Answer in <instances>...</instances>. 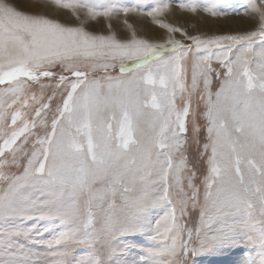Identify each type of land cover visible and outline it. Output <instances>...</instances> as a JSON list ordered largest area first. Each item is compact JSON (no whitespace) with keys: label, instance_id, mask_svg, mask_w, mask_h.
Masks as SVG:
<instances>
[{"label":"snow or ice","instance_id":"1","mask_svg":"<svg viewBox=\"0 0 264 264\" xmlns=\"http://www.w3.org/2000/svg\"><path fill=\"white\" fill-rule=\"evenodd\" d=\"M46 3L86 20L71 26L0 0V264H129V237L150 241L133 264L235 249V264H264V0H242L255 30L211 37L159 20L164 0ZM179 7L241 14L229 0ZM120 13L125 38L84 27ZM129 14L167 38L139 37ZM189 117L194 143L206 133L202 197L185 155Z\"/></svg>","mask_w":264,"mask_h":264},{"label":"rangeland","instance_id":"2","mask_svg":"<svg viewBox=\"0 0 264 264\" xmlns=\"http://www.w3.org/2000/svg\"><path fill=\"white\" fill-rule=\"evenodd\" d=\"M10 2L14 3L19 10L26 12L27 14H43L48 16L49 18H53L62 23H67L71 26H77L80 24L82 20H86V10H78L77 14H73V12L69 9H62L55 5H51L46 3V0H10ZM120 3L131 4L134 3L135 0H118ZM165 3H168L170 7L166 9L158 19L162 22L169 23L174 27H179L183 29L188 35H201L206 37L218 36V35H234L239 33H244L248 31L255 30L257 27V21H250L247 17L242 15V0H229V3L232 5L234 9H236L240 15L235 16H220L215 17L201 9H198L197 12L193 13L179 7L180 3H188L191 0H164ZM201 5L204 4L205 0H197ZM26 3V4H25ZM77 15L79 19H77ZM125 16L123 13L119 15H113L111 17H97L95 20H87L84 24V27L98 34H108L109 28L108 25H111V31L115 32L118 37L125 38L129 36L126 25L123 23ZM129 22L133 23L137 35L139 37H143L149 39L150 41L159 42L163 41L167 38L168 33L166 29L160 28L157 24L153 23L152 19L147 16H136L135 14H129L127 16ZM172 22V23H171ZM176 39L181 40L185 44H191L192 42L186 39L181 33L177 32L173 34ZM190 66L191 61H188ZM214 67H219L214 64ZM54 71L59 72L60 69H54ZM221 73L223 69H220ZM109 74L112 76H118L119 70L118 68L113 70H109ZM96 76H103V72H98L95 74ZM44 83H48V80H44ZM220 81L213 77L212 82V91L215 92L219 88ZM33 91H37L38 89L33 88ZM49 90H46V92ZM198 100V96L195 98ZM15 107V106H14ZM55 107V105H53ZM11 111V110H9ZM198 111L203 113L204 105L200 103ZM50 118V117H49ZM198 123L203 124L204 121L202 117H198ZM39 131V130H38ZM206 133L204 130H201L200 135V144L199 146L192 141V124L191 117H189L188 123V132L186 133V138L188 139V147L185 149V155L188 157V166L192 167V164H196V180L195 183L200 187L201 197L203 193V177L206 174V161L207 157L204 156L202 159H197L198 152H202V145L204 142V136ZM12 171H16L15 168L11 169ZM185 184H187V180H185ZM187 190V189H186ZM119 203V201H117ZM153 215L156 218H159L163 215V212L160 210H156ZM194 221H198V215L193 217ZM187 226L189 228L193 227V222L189 221ZM48 238V235H45V239ZM144 242L145 244L150 243L148 241V237H129L126 238L124 243H131L133 245H137L132 248V250L128 253L127 259L129 264H133V262L138 258L137 253L139 251L138 245ZM25 247H31V245L25 244ZM38 251H44L43 248H38ZM242 252L240 249L232 250L230 254L219 255V256H211V257H196V264H235V262L241 257Z\"/></svg>","mask_w":264,"mask_h":264},{"label":"bare ground","instance_id":"3","mask_svg":"<svg viewBox=\"0 0 264 264\" xmlns=\"http://www.w3.org/2000/svg\"><path fill=\"white\" fill-rule=\"evenodd\" d=\"M28 1V0H27ZM26 4V3H25ZM172 23V22H171Z\"/></svg>","mask_w":264,"mask_h":264}]
</instances>
